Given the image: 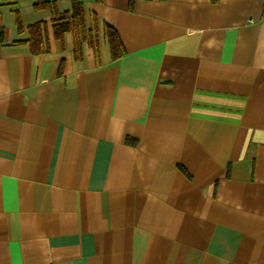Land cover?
<instances>
[{"label": "crops", "instance_id": "1", "mask_svg": "<svg viewBox=\"0 0 264 264\" xmlns=\"http://www.w3.org/2000/svg\"><path fill=\"white\" fill-rule=\"evenodd\" d=\"M80 1L0 0V264H264V0Z\"/></svg>", "mask_w": 264, "mask_h": 264}, {"label": "trees", "instance_id": "2", "mask_svg": "<svg viewBox=\"0 0 264 264\" xmlns=\"http://www.w3.org/2000/svg\"><path fill=\"white\" fill-rule=\"evenodd\" d=\"M98 1L101 2L102 0ZM34 9L49 10L51 12V22L55 38L64 40L67 33H72L75 48L80 50L82 43L88 42L98 51V37L101 31L100 19L97 15L88 13L80 0H70V8L67 10H61L56 0H37ZM16 26L19 33H23V31L28 32L27 38L18 42L26 44L31 54L38 55L49 51L47 21H37L25 28L21 16L16 12ZM102 32L109 44L113 57L117 58L121 56L123 50L118 31L111 25L104 23ZM3 36L4 29L0 26L1 40Z\"/></svg>", "mask_w": 264, "mask_h": 264}]
</instances>
